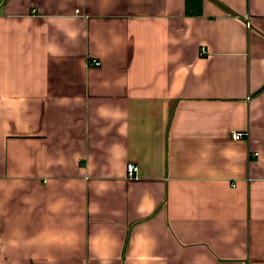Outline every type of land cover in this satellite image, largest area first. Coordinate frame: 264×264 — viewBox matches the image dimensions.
I'll use <instances>...</instances> for the list:
<instances>
[{
  "label": "crops",
  "instance_id": "obj_1",
  "mask_svg": "<svg viewBox=\"0 0 264 264\" xmlns=\"http://www.w3.org/2000/svg\"><path fill=\"white\" fill-rule=\"evenodd\" d=\"M0 264H264V0H0Z\"/></svg>",
  "mask_w": 264,
  "mask_h": 264
},
{
  "label": "built area",
  "instance_id": "obj_2",
  "mask_svg": "<svg viewBox=\"0 0 264 264\" xmlns=\"http://www.w3.org/2000/svg\"><path fill=\"white\" fill-rule=\"evenodd\" d=\"M93 61V64L96 65V66H99L100 63L96 60H92ZM248 137V133H243V132H232L231 134V138L233 140H241V139H244ZM257 155V154H256ZM138 171H139V167L137 164H134V163H131L127 166V174H128V178L130 179H134L136 178L137 174H138Z\"/></svg>",
  "mask_w": 264,
  "mask_h": 264
}]
</instances>
